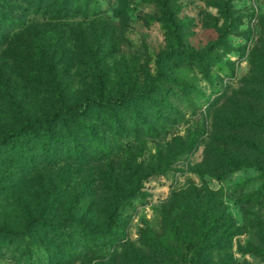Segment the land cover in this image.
<instances>
[{
  "label": "rangeland",
  "instance_id": "obj_1",
  "mask_svg": "<svg viewBox=\"0 0 264 264\" xmlns=\"http://www.w3.org/2000/svg\"><path fill=\"white\" fill-rule=\"evenodd\" d=\"M99 96L106 152L2 149ZM0 264H264V0H0Z\"/></svg>",
  "mask_w": 264,
  "mask_h": 264
},
{
  "label": "trees",
  "instance_id": "obj_2",
  "mask_svg": "<svg viewBox=\"0 0 264 264\" xmlns=\"http://www.w3.org/2000/svg\"><path fill=\"white\" fill-rule=\"evenodd\" d=\"M54 95H56L57 103L61 102L65 105L57 89H55ZM144 98L149 99L148 96H144ZM128 102L129 104H127ZM116 103L124 105L125 109L130 108L131 113L137 117L136 105L133 101L124 100ZM116 103L112 105L109 99L105 100L103 96H99L96 103L88 102L87 105H71L68 108H62L60 113H53L47 120L48 126L32 123L17 131H10L6 137L7 140L3 141L1 147L31 165L35 164L33 160L35 158L32 159V155L49 162L57 158L59 153L67 161L79 158L82 145L90 153L106 152V147L102 146L94 136L92 125L87 123L84 118L91 119L93 123L97 120V122H102L100 125L113 128L116 118L113 106ZM94 109H99L103 116L96 117ZM57 126L59 130H55Z\"/></svg>",
  "mask_w": 264,
  "mask_h": 264
}]
</instances>
